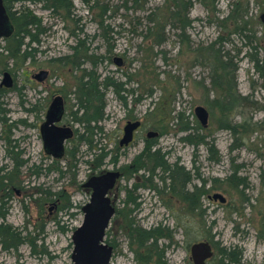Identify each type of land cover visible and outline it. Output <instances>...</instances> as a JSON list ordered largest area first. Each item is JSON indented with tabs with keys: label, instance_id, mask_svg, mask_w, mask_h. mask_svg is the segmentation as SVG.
<instances>
[{
	"label": "rangeland",
	"instance_id": "374dc122",
	"mask_svg": "<svg viewBox=\"0 0 264 264\" xmlns=\"http://www.w3.org/2000/svg\"><path fill=\"white\" fill-rule=\"evenodd\" d=\"M64 6L70 14L65 9L46 10L29 0L15 3L18 11L25 9L40 19L45 30L36 59L23 65L17 85L26 83L24 75L31 78L39 68L48 70L49 93L64 97L68 119L83 67L75 70L66 58L72 55L70 46L77 38L73 34L80 28L81 34L89 36L92 62L97 63L84 68L95 71L100 80L110 77L124 83L126 90L107 91L105 118L99 124L102 134L92 136L96 147L88 152L87 141L77 137L82 128L71 123L77 128L76 137L66 144L64 158L52 165L43 160L35 128L11 125L20 118L35 122L24 108L36 92L44 93L41 86L29 88L26 98L13 92L4 100L1 107L10 115L0 118V170L4 169L0 171V212L5 214L0 223L17 230L22 242L5 250L0 241V264H74L72 237L83 222L81 208L90 198L83 182L114 169L111 150L118 152L119 166H123L140 154L147 140L160 146L168 164L179 161L198 193L179 199L176 205L169 194L160 192L169 183L154 176L150 183L142 182L139 205L125 206L124 188H130L135 178L120 181L117 202H112L118 212L104 239L114 248L110 264H138L134 251H144L129 243L125 220L135 221L144 230L161 226L172 231L171 238L157 241V250L165 251L169 264H193L190 249L198 242L211 245L209 264H233L223 259L224 252L240 260L239 264H264V112L247 103L246 108L223 114L217 105L222 91L213 86L211 59L205 52V58L199 55L200 48L204 51L221 37L215 48L237 66L238 93L252 94L253 101L262 103L264 79L254 65L256 59L264 61V0H66ZM84 34L80 37L85 38ZM199 106L208 112L206 125L195 113ZM127 118L143 121V127L129 148L116 150ZM149 132L159 135L148 139ZM22 133L30 140L12 149L10 141ZM101 147L109 153L102 167L86 164ZM35 164L41 167L38 176L31 173ZM215 194L224 201L214 199Z\"/></svg>",
	"mask_w": 264,
	"mask_h": 264
},
{
	"label": "flooded vegetation",
	"instance_id": "af4514ba",
	"mask_svg": "<svg viewBox=\"0 0 264 264\" xmlns=\"http://www.w3.org/2000/svg\"><path fill=\"white\" fill-rule=\"evenodd\" d=\"M17 8L15 7V1L14 0H0V118L1 120H6L7 115H10L9 110L4 109L5 107H1V105L4 103V100L8 101L10 95L14 92L19 94L21 97L26 98V91L29 88H35V85L41 86V89L44 91L41 93H37L33 98V102H31L30 106L25 107L24 110H26L27 113L31 114L34 118V123L28 124L26 118H20L19 120H15L11 123L13 127L20 126H29L35 128L37 137L39 136L41 143H42V151H43V160L47 159L49 162H51V165L55 162V160H62L65 155L66 150V144L71 142L72 139L76 137L77 134V128L75 129L72 125L76 123V126L78 125L80 128H82V134L78 135L77 137L80 139L81 135H84L86 132L83 129V124L79 121V119L83 116V110L80 109L79 103L81 96L78 92L80 81L76 82V87L73 92V111L71 114L68 115V119L66 115L68 114L66 110V101L62 95L57 96H51L49 93L50 89V72L46 69L39 68L37 72L31 74V78L28 75H24L27 80L26 83H23L21 86L17 85V74L19 72L24 73L23 65L27 64L31 61H34L36 59V56L39 53V44L42 43L40 40V34L33 33L32 36L25 35L23 38V34L21 32H18L17 26L15 24ZM263 23V21H262ZM264 26V23H263ZM18 47H20V51L17 53ZM14 52V54H10V52ZM23 53L28 54L27 58L24 60L22 55ZM22 73V74H23ZM46 87L47 91L44 90ZM57 100L59 104V108L61 109L60 113H56L54 111V101ZM26 113V114H27ZM4 114V115H3ZM101 122V121H100ZM100 122L97 124L99 126ZM138 122L139 125L136 127V129L133 130L131 141L125 142V134H126V128L131 125ZM11 127V126H10ZM100 127V126H99ZM143 127V121L138 119H126V124L124 125L121 136L119 135L118 141L116 143V150H125L129 148L136 140L138 132ZM70 130V131H69ZM59 131V132H58ZM66 131H69L66 132ZM99 131L95 130V135ZM102 134V133H101ZM86 135V134H85ZM159 135L158 133H151L149 132L147 134V138L151 139L153 136ZM30 136L21 134V138H16L10 141L11 148L18 147L20 143H26L28 140H30ZM8 139V138H7ZM8 141V140H7ZM84 141V140H83ZM62 149H61V147ZM89 146V144H88ZM96 146H93L91 149L88 150L91 151ZM151 147V143L149 140L146 141L144 144L143 150L140 152L139 155L144 154L146 156V150ZM160 146L157 144L154 145L151 149V151L159 150ZM23 152V148H21ZM20 150V151H21ZM11 151V150H10ZM10 151H6V154L9 153L11 155V158L13 157L16 161V157L13 156V153ZM95 151V150H94ZM161 151V149H160ZM87 152V153H88ZM111 154V162L114 164V169L108 170V171H100L98 174H93L87 178L85 182L82 184V188L89 193L90 198L86 205H88L93 196L100 192L102 190V185L107 183L110 179V173L111 174H117V177H115V181L111 188H109L106 191L105 197L110 200V204L114 207V216L118 212V208L113 205V201L115 200V197H117V190H119V183L120 181L126 179L129 181L132 177L135 178V182L130 185V188L127 186L124 188L125 190V198L123 199V205L124 200L128 198L129 195L136 196L137 192L141 189H143L142 182L150 183L152 178L159 177L160 180L165 181L163 178H167L165 182H168L169 184L165 187L161 188L163 190H160L162 194H169V199L175 202L177 205V202L179 199H182L186 196V198L192 197L194 198V195H197L198 188L191 184V177L183 181L182 179H179L178 171L177 169L181 170L183 167L180 165L179 161L171 164H157L153 163L151 167L148 166L147 163L137 162L134 163L135 159L133 158L132 161H129L126 165L119 166V158L121 156L118 155V152H113L112 150L109 152ZM108 152L105 151L104 148L101 147L99 153L90 154V157H92V160H86L84 161L86 164H90L91 166L94 165V167L100 168L103 165V158L105 156L109 155ZM5 156L7 157V155ZM96 155L103 156V158H98V161L96 162L95 158ZM102 160V161H101ZM26 165L25 161H21L17 165L23 164ZM147 165V166H144ZM156 165V166H155ZM39 168H41L39 165L34 166V168L31 169V173L34 176L39 175ZM47 170L49 169V166L46 167ZM158 171L157 174L153 172V170ZM164 169H169L168 173ZM4 169L1 168L0 171L3 172ZM160 171L162 173H160ZM138 173H140L139 176ZM114 178V177H113ZM192 185V187H191ZM171 194V195H170ZM117 202V201H116ZM115 204V202H114ZM85 205V206H86ZM175 205V206H176ZM83 206L81 208L84 216ZM171 215H175L174 210H169ZM1 216V212H0ZM113 216V217H114ZM112 217V219H113ZM84 219V218H83ZM111 219V220H112ZM177 219V218H176ZM2 219L0 218V221ZM111 222V221H110ZM1 224V223H0ZM110 225V224H109ZM180 226V224L178 223ZM108 229V228H107ZM112 247V246H111ZM114 254V248L112 247V256Z\"/></svg>",
	"mask_w": 264,
	"mask_h": 264
},
{
	"label": "trees",
	"instance_id": "16d2710c",
	"mask_svg": "<svg viewBox=\"0 0 264 264\" xmlns=\"http://www.w3.org/2000/svg\"><path fill=\"white\" fill-rule=\"evenodd\" d=\"M15 3L18 0H14ZM34 3L43 4L44 9L49 11H56L65 9L66 12L70 14V8H66L64 6V2L66 0H29ZM139 0H132L133 3H137ZM177 1V0H174ZM180 8V4H175ZM182 6V5H181ZM184 7V6H183ZM104 12L103 15H105ZM18 14L16 16L15 24L17 26L18 32L23 34V38L25 35L32 36L33 33L43 34L45 30L41 27V21L36 16L31 15L27 12V10H19L16 12ZM174 16H177V12L173 13ZM175 17H172L175 18ZM78 32L73 34L77 38L75 39L74 45L70 46L72 55L69 58H66L69 61L70 66H72L75 70L83 67V74L79 78L80 81L78 92L81 96L79 107L83 110V116L79 119V121L83 124V129L86 132V136L81 135V140H86L89 144V149H91L93 145L92 136H95V130L97 129L102 133V128L97 124L105 118V95L107 91H113L117 94L120 91H125L123 85L124 83H115L110 77H107L103 80H100V77L96 76L95 71H89L84 66L88 63H92L94 67H96L97 63L95 61L92 62V51L90 46L88 45V35L84 34L85 38H81L82 29L78 28ZM221 37L218 38L214 44H210L207 46L204 51L199 49V55L202 57L205 53L208 54V58L211 59V64H209L213 76L215 78L213 86L220 88L222 91L221 100L217 102V105L220 111L224 114H228L230 112H235L241 110L242 107H248V104L253 108V110L260 109L264 112V100L262 103L253 101V95L242 96L237 91V66L232 63V61L227 60L228 57L225 56L219 49L215 48V45L221 42ZM20 51V47H18L17 53ZM202 52V53H201ZM205 52V53H203ZM10 54H14V52H10ZM26 53H23L22 57L25 60L27 58ZM198 56V55H197ZM92 57V58H91ZM205 58V56H204ZM65 59H61L64 61ZM254 69L257 73H260L262 79H264V61H259L256 59ZM212 80V81H213ZM119 86V88H118ZM248 103V104H247ZM241 113V112H240ZM235 132V131H234ZM156 145L155 143L151 144V147L147 149L146 156L144 154L139 155L134 163L137 162H145V163H156L164 164L167 166V161L165 160L166 155L161 154L160 149L151 151L152 147ZM99 155H96L97 158ZM104 155L99 156L98 158H103ZM98 158L95 160L98 161ZM167 159V158H166ZM144 164V163H142ZM155 165V166H156ZM147 166V165H144ZM167 173L169 169H164ZM179 179L185 181L189 178L188 173L184 172L183 169H177ZM165 181L167 178H163ZM125 206L132 205L138 206L140 202H137L136 196L129 195L126 200H124ZM127 213V212H126ZM130 213V211L128 212ZM127 213V215H128ZM0 218L3 220L5 218V214L1 215ZM125 218V217H124ZM124 227V231L129 235V243L137 244L139 249H144L142 253L138 251H134L136 254V262L138 264H169L165 259V251L157 250V241L160 239L171 238V232L167 228H163L161 226H156L150 228L148 230H144L136 225L135 221L129 220L130 224L127 221ZM0 241L5 250L9 247H18V245L22 242L20 233L8 226L7 224H0ZM230 253L224 252L222 253L223 259H229V262L234 261L233 264H239L240 260L235 261L230 258ZM232 256V255H231Z\"/></svg>",
	"mask_w": 264,
	"mask_h": 264
},
{
	"label": "water",
	"instance_id": "95a60500",
	"mask_svg": "<svg viewBox=\"0 0 264 264\" xmlns=\"http://www.w3.org/2000/svg\"><path fill=\"white\" fill-rule=\"evenodd\" d=\"M261 20L264 23V14H262ZM115 62L117 65H121L120 60L117 59ZM54 106V111L60 113L61 109L57 100L54 101ZM195 113L201 124L206 125L208 121L207 110L199 106L196 108ZM138 125L139 123L136 122L126 128V143L131 141L133 130ZM69 131L66 132L69 133ZM115 177H117V174L110 173L109 181L102 185V190L95 194L91 202L83 208V222L74 231L72 237L74 245L72 261L74 264H110L112 247L107 245L104 239L106 230L114 216V207L110 204V200L105 197V194L112 187ZM213 198H219L222 202L224 201L223 196L220 194H215ZM190 252L193 264H209L208 260L213 255L211 245L208 242L193 244Z\"/></svg>",
	"mask_w": 264,
	"mask_h": 264
}]
</instances>
